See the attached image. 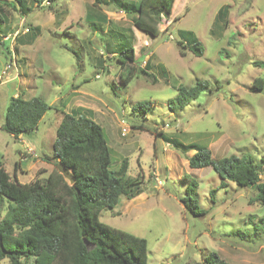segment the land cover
<instances>
[{"label": "rangeland", "instance_id": "rangeland-1", "mask_svg": "<svg viewBox=\"0 0 264 264\" xmlns=\"http://www.w3.org/2000/svg\"><path fill=\"white\" fill-rule=\"evenodd\" d=\"M27 4L32 9L26 19L5 6L13 19L0 22L2 31L19 26L16 36L25 27L41 28L36 41L20 45L16 68L0 80V163L11 178L16 162L22 184L42 182L57 168L53 143L63 112L84 105L105 131L110 168L117 170L127 157L128 174L143 177L142 192L134 198L121 196L114 208L102 210L100 220L146 238L148 264H193L210 252L232 264H264V203L258 191L220 178L211 166L191 167L194 150L182 151L148 129L132 127L142 122L186 145H207L215 158L237 154L252 155L256 162L264 159V85L253 89L255 78L264 79V0H176L172 15L160 25L162 33L154 38L135 27L131 15L95 0H54L53 9ZM224 4L229 14L216 21ZM103 15L108 22L100 23ZM113 29L133 34L138 59L133 65L144 67L150 58L146 70L156 81L141 73L123 81L127 72L122 75L121 64L109 59V48L124 47L132 38L115 36ZM179 30L198 36L205 47L202 56L188 50L180 54ZM197 80L208 87L183 110L170 111L168 102L177 87ZM15 93L40 96L52 105L38 128L21 139L1 128ZM149 99L154 104L147 113L132 109ZM124 126L130 128L126 135ZM185 174L197 179L191 193L208 211L204 216L187 212L180 201L190 183ZM8 204L7 199L1 202L0 220ZM0 264L10 260L0 259Z\"/></svg>", "mask_w": 264, "mask_h": 264}, {"label": "trees", "instance_id": "trees-1", "mask_svg": "<svg viewBox=\"0 0 264 264\" xmlns=\"http://www.w3.org/2000/svg\"><path fill=\"white\" fill-rule=\"evenodd\" d=\"M36 7L53 9L52 2L42 5L44 0H30ZM100 4L113 5L118 10L132 16L133 25L150 37L162 33L160 25L163 19L172 15L176 0H95ZM96 5V4H95ZM5 6L26 15L32 9L27 0H0V22H6ZM229 5H222L216 15V21L226 20ZM91 18V17H90ZM177 19V18H175ZM91 21V20H90ZM108 22L105 15L100 23ZM97 27L98 24L92 21ZM26 40L16 36L19 43L31 44L40 33V27L29 28ZM114 35L132 41L119 49L109 48V59L117 60L121 74L127 75L124 82L136 74H145L156 78L146 70L150 67L148 58L144 67L135 66L138 62L133 45V34L113 29ZM177 45L180 54L186 50L196 56L204 54L205 47L198 36L190 30H179ZM117 45V44H116ZM103 59L99 60L102 64ZM206 81L197 80L195 85L180 84L177 95L170 99L172 112L183 110L185 106L208 87ZM264 79L257 77L253 89L260 90ZM154 102L138 101L133 104L134 111L147 113ZM52 108L40 96L24 98L12 96L6 108L1 128L19 137L34 131L46 112ZM93 110L78 107L72 112H63L56 130L53 143V157L70 170L74 178L71 184L57 168L53 169L42 181L22 184L16 175L19 162L15 163L14 179L11 178L3 163H0V204L5 199L9 204L5 216L0 220V259L8 258L10 264H148V241L123 229L116 228L100 220L105 208H114L121 196L134 198L142 192L141 174H128V158L122 159L117 170L110 168L111 150L102 125L93 118ZM133 128L148 129L164 141L173 144L182 151L195 152L189 157L191 167L211 166L224 180H231L241 187H253L258 191L259 200L264 203V181L261 180L264 159L256 162L252 155L231 154L215 158L207 145L198 143L184 144L167 135L158 128H148L142 122L133 124ZM189 180L187 195L181 196L185 210L194 216H204L207 210L199 200L192 196L198 186L197 179L185 174ZM216 189L211 190L214 198ZM192 192V193H191ZM86 241L88 244H86ZM193 264H232L217 252L206 254L201 261Z\"/></svg>", "mask_w": 264, "mask_h": 264}, {"label": "crops", "instance_id": "crops-1", "mask_svg": "<svg viewBox=\"0 0 264 264\" xmlns=\"http://www.w3.org/2000/svg\"><path fill=\"white\" fill-rule=\"evenodd\" d=\"M7 1H12V0H7ZM30 6H31V4H30ZM30 11H27V14ZM26 15H23L22 18L23 19H26L25 18ZM19 16L21 18V15H18V17ZM14 17H16V15ZM4 18H5V20L7 22L10 21V20L12 21V19H13V17L11 15H8V17H7V14L4 15ZM18 22L21 23L20 21H18ZM38 26L40 27V25H38ZM8 28H10V27L7 26V28H5L4 31L0 30V80L3 78V74L4 73H7V74L12 73L14 71V69L16 68L15 66H16V64L18 62L16 52H19V51L22 50L21 47H20V45H23V46L29 45V44H17L16 36H12L11 37V35H14V33L16 32L17 29L20 30V27L19 26L18 27L16 26V28H14L11 31L8 30ZM25 28H28V27H25ZM23 30H21L22 32L19 34V37L20 36L21 37L26 36L25 34L27 32H25ZM40 30H41V28H40ZM13 55L16 56V61L13 60ZM10 64H12V66ZM18 74H19V72H18ZM17 95H18V93H15L14 94V96H17ZM21 96H23L24 98H31V97H33V95H30L29 97H25L24 95H21ZM78 107H84V108H87V109H91V108L86 107L84 105L78 106ZM72 111H70V112H72ZM66 113H69V112H66ZM21 137H22V134L19 136V138L21 139Z\"/></svg>", "mask_w": 264, "mask_h": 264}, {"label": "water", "instance_id": "water-1", "mask_svg": "<svg viewBox=\"0 0 264 264\" xmlns=\"http://www.w3.org/2000/svg\"><path fill=\"white\" fill-rule=\"evenodd\" d=\"M12 66V64H10ZM57 170L63 174V176L71 183L74 184V178L72 173L70 172V170L68 168H66V166L62 163V162H58L57 163ZM86 244H88V242L86 241Z\"/></svg>", "mask_w": 264, "mask_h": 264}, {"label": "built area", "instance_id": "built-area-1", "mask_svg": "<svg viewBox=\"0 0 264 264\" xmlns=\"http://www.w3.org/2000/svg\"><path fill=\"white\" fill-rule=\"evenodd\" d=\"M51 3V0H44V2L42 3V5H48V4H50ZM19 29H17L16 30V32L14 33V36H16L18 33H19ZM23 31H25V32H28L29 31V28H25ZM129 130H130V128H128L127 126H124L123 128H122V133L124 134V135H126L128 132H129Z\"/></svg>", "mask_w": 264, "mask_h": 264}]
</instances>
